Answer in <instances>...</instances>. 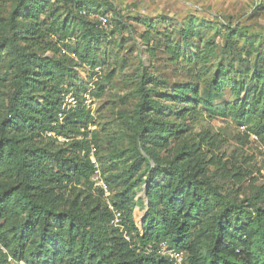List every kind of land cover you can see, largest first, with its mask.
Listing matches in <instances>:
<instances>
[{
	"label": "trees",
	"instance_id": "16d2710c",
	"mask_svg": "<svg viewBox=\"0 0 264 264\" xmlns=\"http://www.w3.org/2000/svg\"><path fill=\"white\" fill-rule=\"evenodd\" d=\"M98 1L0 0V64L13 74L5 78L9 88L0 96V264L8 256L26 264H166L146 250L163 242L184 252L189 264H264V184L242 200L232 197L239 189H227L226 183L239 186L248 172L224 161L225 154H215V136L189 137L186 120L196 118L199 104L209 107L199 97L200 74L197 83L178 85L163 97L180 104L170 112L176 118L171 122L142 69L134 154L120 174L104 179L111 190L122 182L111 201L121 227L112 224L114 214L100 199L103 190L95 196L82 186L93 171L85 139L66 144L47 136L82 135L77 128L87 119L82 108L64 112L61 123L57 119L68 93L64 84L75 80L77 65L63 47L75 39V58L90 68L97 65L94 49L101 33L90 17ZM104 5L114 11L109 2ZM235 31H228L222 56L235 52ZM141 41H150L148 33ZM208 54L193 59L205 64ZM231 69L235 76L228 79V66L218 65L204 82L207 96H221L228 84L237 99L220 105L219 114L238 123L255 113L264 116V72L257 66L250 74ZM246 100L255 103V111L248 110ZM263 132V123L251 131ZM135 174L134 184H144L147 206L140 233L132 219Z\"/></svg>",
	"mask_w": 264,
	"mask_h": 264
},
{
	"label": "rangeland",
	"instance_id": "374dc122",
	"mask_svg": "<svg viewBox=\"0 0 264 264\" xmlns=\"http://www.w3.org/2000/svg\"><path fill=\"white\" fill-rule=\"evenodd\" d=\"M105 1L112 4L114 11L104 5ZM98 4L99 9L90 17L93 23L99 22L101 33L97 39L100 44L94 49L97 65L90 68L75 58V39L63 47L77 65L74 66L75 80L64 84L68 93L63 97L60 113L64 117L76 107L82 108L87 115V119L77 124L82 135L65 138L47 134L66 144L72 139H85L88 158L95 163L91 177L82 186L88 188V185L95 196L103 190L100 199L108 204L109 210L116 211L111 206L112 196L121 191L122 182L112 191L104 179L120 174L126 168L128 157L134 154L135 108L139 100L136 90L144 69L151 76L156 99L166 107L161 109L164 119L171 122L176 118L170 112L180 104L163 97L178 85L197 83L200 74L199 97L208 101L209 107L199 104L196 118L192 122L186 120L190 125L189 137L197 141V135L205 132L215 136L218 140L215 154H225L224 161L249 174L241 185L232 187L228 182L225 188L239 189L236 196L231 194L238 200L251 196L255 188L264 184V132L261 136L251 133L259 123L264 124V116L255 113L238 123L220 115V105L237 102L230 86H222L221 96H207L203 88L218 65L228 66V79L235 76L232 67L241 74L252 73L255 66L264 72V0H99ZM233 29L236 30L235 52L222 56L227 33ZM146 33L150 41L143 43L141 37ZM169 48L179 55L177 61L168 52ZM205 52L209 53L207 63L193 59ZM12 76L5 64H0V96L9 88L5 78L10 80ZM99 85H102L100 93L97 92ZM242 97L243 94L238 100ZM72 99L74 104L69 103ZM246 103L248 110L255 111L254 102L246 100ZM63 117L58 120L60 123ZM137 177L135 174L130 184L134 185L132 219L140 233L147 206L144 184H134ZM215 181L223 182V179L216 177ZM133 238L138 242L135 234Z\"/></svg>",
	"mask_w": 264,
	"mask_h": 264
},
{
	"label": "built area",
	"instance_id": "2783aa9c",
	"mask_svg": "<svg viewBox=\"0 0 264 264\" xmlns=\"http://www.w3.org/2000/svg\"><path fill=\"white\" fill-rule=\"evenodd\" d=\"M101 23L104 25V20L102 18H101ZM69 103L74 104V100L73 99L70 100ZM63 109L65 108L63 107ZM62 117H63V113L59 112L57 114V119L61 120ZM90 162L92 164L95 163L93 159H91ZM103 187L105 188V186ZM113 214H114V217H113L112 224L115 227H121L120 226V218H121L120 213L118 211H114ZM124 236L128 240L126 235ZM154 247L153 245H148L146 248L147 252L155 251L156 255L161 256L166 261V264H189L184 252L174 250L173 248L169 247L167 243L163 242L158 245L156 244ZM5 264H26V263L23 261L16 262L15 260H13V258L8 256Z\"/></svg>",
	"mask_w": 264,
	"mask_h": 264
},
{
	"label": "water",
	"instance_id": "95a60500",
	"mask_svg": "<svg viewBox=\"0 0 264 264\" xmlns=\"http://www.w3.org/2000/svg\"><path fill=\"white\" fill-rule=\"evenodd\" d=\"M144 197H145V193H144Z\"/></svg>",
	"mask_w": 264,
	"mask_h": 264
}]
</instances>
